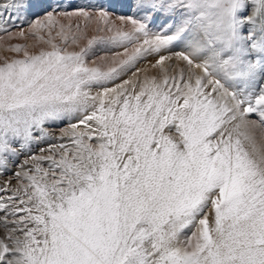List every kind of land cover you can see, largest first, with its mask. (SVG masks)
<instances>
[{"label":"snow or ice","instance_id":"snow-or-ice-1","mask_svg":"<svg viewBox=\"0 0 264 264\" xmlns=\"http://www.w3.org/2000/svg\"><path fill=\"white\" fill-rule=\"evenodd\" d=\"M0 264H264V0H0Z\"/></svg>","mask_w":264,"mask_h":264},{"label":"rangeland","instance_id":"rangeland-1","mask_svg":"<svg viewBox=\"0 0 264 264\" xmlns=\"http://www.w3.org/2000/svg\"><path fill=\"white\" fill-rule=\"evenodd\" d=\"M13 31H15V29H13ZM16 42L23 43L24 41H17V40H12V41H10V43H16ZM100 54H101V55H104L105 53H104L103 51H101ZM8 55H11V54H8ZM148 59H149V60H152V57H149ZM147 63H148V62L145 61V62H143L140 66H141V67H145V66H147ZM129 75H130V73H129ZM61 126L63 127V126H66V125H65V124H62Z\"/></svg>","mask_w":264,"mask_h":264}]
</instances>
